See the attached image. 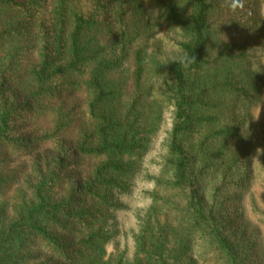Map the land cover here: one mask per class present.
<instances>
[{"label":"trees","instance_id":"1","mask_svg":"<svg viewBox=\"0 0 264 264\" xmlns=\"http://www.w3.org/2000/svg\"><path fill=\"white\" fill-rule=\"evenodd\" d=\"M142 2L0 0V59L6 68L21 67L28 84L21 104L0 94V149L24 152L29 142L14 138V118L44 110L43 101L63 85L86 94L76 152L99 160L83 187L60 189L57 160L51 173L39 172L21 190L20 167L6 176L0 153V264H258L256 243L237 238L223 215L243 159L230 142H240L238 124H214L226 101L253 100L247 49L232 37L242 14L229 0H152L160 21L181 38L180 58L163 83L173 126L162 176L173 189L189 182L191 193L179 228L157 223L154 207L140 219L131 255L108 249L116 233L110 212L122 208L117 199L129 193L152 122L160 120L150 111L158 109L151 90L159 67L148 50ZM70 113L56 111L49 138L71 128L77 119ZM9 192L11 210L3 200Z\"/></svg>","mask_w":264,"mask_h":264},{"label":"rangeland","instance_id":"2","mask_svg":"<svg viewBox=\"0 0 264 264\" xmlns=\"http://www.w3.org/2000/svg\"><path fill=\"white\" fill-rule=\"evenodd\" d=\"M149 52L158 61L159 73L152 83L151 95L158 101V109L151 108L152 118L158 115L160 120L152 122L154 129L150 146L140 162V167L132 180L128 194L118 197L117 205L121 209L111 210L109 223L116 231L108 249L126 250L129 255L134 249V236L139 231L140 219H143L151 208L157 210L161 226L171 230L179 226L189 195L191 184L184 182L181 189L167 187L162 176V167L166 156L169 135L173 126V112L165 100L164 82H170L169 70L173 62L180 58L177 44L181 41L177 31L169 30L154 13L152 0H143ZM242 14L241 26L232 37L247 49L246 66L251 73V86L248 89L253 95L251 102L235 103L226 101L223 114L214 124V128L238 124L240 142L230 141L231 147L240 145V158L243 159L242 175L236 177L234 189L229 190L223 205V215L232 220L234 235L244 241L253 240L258 248V264H264V109L258 120H253L260 104H264V0H246ZM0 59V93L4 98L10 95L16 103H22L28 84L21 74V67L6 68ZM261 71V72H260ZM165 76V77H164ZM60 83L57 81V84ZM3 90H2V88ZM56 87L54 83L53 89ZM57 97L43 101L44 110L38 113L25 111L13 120V136L18 141H27L23 153H9L1 150L2 159L7 161L2 172L8 176L16 168L17 188L24 190L28 183L38 180L39 172L49 174L55 169L57 160H61L58 183L61 190L68 187H83L91 171L99 160H88L78 156V130L85 123L84 90H73L57 86ZM0 95V100H1ZM236 105V106H234ZM234 106V108H233ZM49 108V109H48ZM243 108V112L241 110ZM72 115L77 119L65 134L53 133V120L57 110ZM66 118V117H65ZM67 119V118H66ZM236 141V140H235ZM245 141V147L241 142ZM188 149V148H187ZM237 148H235L236 150ZM259 149V150H257ZM213 150V149H212ZM242 151V152H241ZM64 156V157H63ZM63 157V158H61ZM205 165L201 166L203 169ZM205 169V168H204ZM21 175V177H20ZM197 175L193 174L192 178ZM248 178V179H247ZM160 195V196H158ZM156 197V198H155ZM13 192L7 193L3 200L12 209ZM159 198V199H158ZM161 199V200H160ZM179 228V227H178ZM154 264V263H151Z\"/></svg>","mask_w":264,"mask_h":264},{"label":"clouds","instance_id":"3","mask_svg":"<svg viewBox=\"0 0 264 264\" xmlns=\"http://www.w3.org/2000/svg\"><path fill=\"white\" fill-rule=\"evenodd\" d=\"M245 5H246V0H229V7L234 12L235 11H243L245 9ZM188 59L190 61H195L194 57H188ZM262 67H264V66H261V71H262ZM262 109H264V104H260L259 105L258 111H257V113L255 115V118L253 120H258L259 119L260 112H261ZM257 150H259V149H257Z\"/></svg>","mask_w":264,"mask_h":264}]
</instances>
